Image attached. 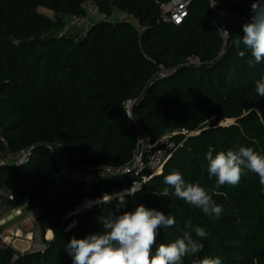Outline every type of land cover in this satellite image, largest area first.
I'll use <instances>...</instances> for the list:
<instances>
[{
	"label": "trees",
	"instance_id": "obj_1",
	"mask_svg": "<svg viewBox=\"0 0 264 264\" xmlns=\"http://www.w3.org/2000/svg\"><path fill=\"white\" fill-rule=\"evenodd\" d=\"M169 1L99 0L105 12L112 7L128 12L144 33L129 23H101L78 39L76 33H59L67 17L84 16L86 0H0V154L35 147L26 165L0 167V190L13 194L10 206L38 212L36 230L47 247L21 256L0 245V264H72L65 251L71 238L99 233L101 217L140 204L175 217V226L159 228L156 245L173 242L195 226L210 234L200 241L203 250L184 264L204 256H219L222 264H264V187L258 176L250 173L238 186L216 188L206 159L210 145L216 151L246 146L264 154V98L255 92L264 61L250 66L249 53L238 56L244 49L233 40L243 29L236 21L228 24L224 50L208 0L194 1L183 26L162 23L159 4ZM214 1L250 17L251 4L231 3L253 0ZM41 8L53 12L55 20ZM192 58L200 64H190ZM162 71L172 75L161 79ZM127 101H137L134 117L154 140L165 131L193 135L161 175L124 195L123 207L113 198L70 216L82 206L84 190L56 176L48 146L62 144L78 168L126 166L136 147V126L124 110ZM173 171L209 190L223 206L219 218L176 198L172 189L168 197L159 196L168 187L164 176ZM141 181L134 175L114 178L86 198L97 202ZM47 232L53 234L50 241Z\"/></svg>",
	"mask_w": 264,
	"mask_h": 264
},
{
	"label": "clouds",
	"instance_id": "obj_2",
	"mask_svg": "<svg viewBox=\"0 0 264 264\" xmlns=\"http://www.w3.org/2000/svg\"><path fill=\"white\" fill-rule=\"evenodd\" d=\"M242 29L243 35L233 40L237 49L241 46L244 49L238 51V56L243 58L247 52L252 57L248 60L250 66L261 63L264 61V0H253L250 18ZM255 92L264 98V75L255 81ZM206 159L209 178L215 177L216 188L238 186L250 173L257 175L264 187V154L252 147L216 151L210 145ZM163 182L168 187L163 188L159 196L168 197L172 189V195L201 209L209 217L219 218L223 213V206L213 200L208 189L199 183L186 182L178 171L165 175ZM137 190L132 188L128 194ZM116 199L118 208L127 203L124 194H118ZM112 200L113 197L106 194L97 203H111ZM175 222L172 214L165 215L162 211L140 204L132 211L101 217L103 231L82 239L71 238L65 251L72 264H184L185 258L195 257L203 250L200 241L210 234L200 226L191 228V221H188L186 228H191V231H184L173 242L156 245L159 228L173 227ZM192 264H222V259L219 256H204L193 259Z\"/></svg>",
	"mask_w": 264,
	"mask_h": 264
},
{
	"label": "built area",
	"instance_id": "obj_3",
	"mask_svg": "<svg viewBox=\"0 0 264 264\" xmlns=\"http://www.w3.org/2000/svg\"><path fill=\"white\" fill-rule=\"evenodd\" d=\"M99 0H86L82 5L84 16H70L64 21L63 30L59 36L75 33L76 31L88 32L93 26L101 23L118 24L129 23L138 27L139 33L143 34L145 29L140 27L139 21L132 17L128 12L117 7L111 8V13L102 10L98 3ZM111 1V0H104ZM195 0H170L167 3L159 4L161 11L160 21L165 24H172L177 27L183 26L190 16V10ZM210 2L211 10L214 13L215 25L220 31L224 41V50L228 46L230 37L228 31L229 22L236 21L241 26L249 20V15L238 16L236 13L228 10L219 2L208 0ZM252 2L237 1L232 2L231 5L251 4ZM54 19V18H53ZM55 20V19H54ZM226 31V32H221ZM190 64L199 65L198 59H190ZM172 73L162 71L161 79L168 78ZM137 101H127L124 104V110L128 118L136 126V147L132 154L129 164L119 168L113 167H99L94 169L78 168L73 166L71 159L62 144L49 145L48 150L51 153L55 168L56 176L63 180H68L72 183L80 185L84 190V200L81 207L77 208L76 212L70 216L77 215L84 210L83 206L90 200L86 198L87 194L93 193L101 184L108 180L124 177V176H141V182H135L133 186L124 192H117L118 194L129 193L132 188L140 190L143 184L150 179L162 174L166 164L173 158V156L180 150L185 141L193 135L184 130L165 131L164 134L157 140H154L151 135L145 132L142 126L134 118V108ZM184 138L177 141L179 137ZM35 147L22 150L18 153L0 154V167H21L30 162ZM137 190V191H138ZM117 194V195H118ZM117 195H115L117 197ZM113 198H116L112 196ZM14 200V196L6 189L0 190V245L13 248L19 255L23 256L29 252H45L47 250L45 243L36 242V232L29 234L28 247L26 250H18L13 242V235L10 236L7 230L4 229L10 222H19L36 228V219L38 213L33 211H26L25 208H14L10 206V202ZM102 201V199L100 200ZM97 204V202H94ZM94 204V205H95ZM93 206V205H92ZM90 206V207H92ZM89 209V208H88ZM17 224V223H16ZM21 225V224H20ZM16 236L19 237V231ZM45 240L50 241L48 232L45 235Z\"/></svg>",
	"mask_w": 264,
	"mask_h": 264
},
{
	"label": "rangeland",
	"instance_id": "obj_4",
	"mask_svg": "<svg viewBox=\"0 0 264 264\" xmlns=\"http://www.w3.org/2000/svg\"><path fill=\"white\" fill-rule=\"evenodd\" d=\"M39 11L49 18L53 19L55 17V14L53 12L48 11L44 8H41ZM75 33H76V35H79L78 39H83L87 36L86 31H83V32L76 31ZM117 194H118L117 192H114V193H112V196L116 197L115 195H117ZM124 195H125V193H124ZM90 205H92V202L90 203ZM33 212L36 214L38 213L36 210H34ZM21 220L22 219L18 220L19 222H16L17 224L16 223L13 224L15 229H12V230L10 229L9 231H7L8 232L7 234L10 236H12L14 234L12 239H13V242H14V240L16 242L15 243L16 248L18 250H22V249L26 250V248L28 247V239L27 238L30 237L29 234L33 233L34 231L37 233L36 242L42 243L41 234L39 232H37L36 228L33 230L32 227L23 224V222ZM17 231H19V237L16 236V234L18 233Z\"/></svg>",
	"mask_w": 264,
	"mask_h": 264
},
{
	"label": "crops",
	"instance_id": "obj_5",
	"mask_svg": "<svg viewBox=\"0 0 264 264\" xmlns=\"http://www.w3.org/2000/svg\"><path fill=\"white\" fill-rule=\"evenodd\" d=\"M15 222H10V223H8V225L6 226V227H4V229H6L7 231H9L10 229L12 230V229H15V227H14V224ZM48 238L49 239H52L53 238V234H52V232H48Z\"/></svg>",
	"mask_w": 264,
	"mask_h": 264
},
{
	"label": "bare ground",
	"instance_id": "obj_6",
	"mask_svg": "<svg viewBox=\"0 0 264 264\" xmlns=\"http://www.w3.org/2000/svg\"><path fill=\"white\" fill-rule=\"evenodd\" d=\"M122 194H124V193H122ZM91 202H92V205L95 204L93 201H89V202H87V204H86L85 206L82 207L81 210H84V209H88V208H90V206H92V205H89ZM88 205H89V206H88Z\"/></svg>",
	"mask_w": 264,
	"mask_h": 264
}]
</instances>
